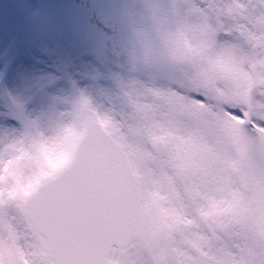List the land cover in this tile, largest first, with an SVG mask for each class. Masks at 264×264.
Instances as JSON below:
<instances>
[{"label": "snow or ice", "instance_id": "1", "mask_svg": "<svg viewBox=\"0 0 264 264\" xmlns=\"http://www.w3.org/2000/svg\"><path fill=\"white\" fill-rule=\"evenodd\" d=\"M127 95L134 112L123 103L98 112L81 96L71 111L48 119V140L33 122L23 139L0 151V264H264V239L257 238L264 237V226L257 228L264 207L258 217H240L238 231L210 221L232 201L216 200L197 185L184 186L190 200L184 195L148 151L146 134L155 124L140 118L145 106ZM85 111L94 123L81 119ZM49 143L67 151V167L30 200L8 204L5 191H24L36 178L40 164L31 150ZM246 187L249 204L264 206V187L257 189L255 178Z\"/></svg>", "mask_w": 264, "mask_h": 264}, {"label": "clouds", "instance_id": "2", "mask_svg": "<svg viewBox=\"0 0 264 264\" xmlns=\"http://www.w3.org/2000/svg\"><path fill=\"white\" fill-rule=\"evenodd\" d=\"M125 19L127 46L116 52L128 76L126 83L117 80L120 103L134 112L127 94L141 100L140 118L155 124L146 134L148 151L189 200L185 185L231 200L226 213L209 219L238 231L240 217H258L264 207L249 204L246 187L252 178L264 187V0H130ZM81 119L95 121L87 111ZM31 151L40 168L24 191L3 193L10 205L30 200L67 167V151L54 144Z\"/></svg>", "mask_w": 264, "mask_h": 264}, {"label": "rangeland", "instance_id": "3", "mask_svg": "<svg viewBox=\"0 0 264 264\" xmlns=\"http://www.w3.org/2000/svg\"><path fill=\"white\" fill-rule=\"evenodd\" d=\"M130 0H0V151L81 96L119 109ZM110 26H113L110 31ZM114 28L116 32L114 31Z\"/></svg>", "mask_w": 264, "mask_h": 264}, {"label": "bare ground", "instance_id": "4", "mask_svg": "<svg viewBox=\"0 0 264 264\" xmlns=\"http://www.w3.org/2000/svg\"><path fill=\"white\" fill-rule=\"evenodd\" d=\"M110 28H111V26H110ZM110 28H109V29H110Z\"/></svg>", "mask_w": 264, "mask_h": 264}]
</instances>
